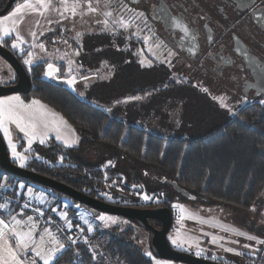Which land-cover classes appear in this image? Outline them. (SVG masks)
Returning <instances> with one entry per match:
<instances>
[{
	"label": "rangeland",
	"instance_id": "rangeland-1",
	"mask_svg": "<svg viewBox=\"0 0 264 264\" xmlns=\"http://www.w3.org/2000/svg\"><path fill=\"white\" fill-rule=\"evenodd\" d=\"M45 2L49 5L47 10L39 8L37 4V11L25 9L23 13L11 17L15 9L24 3V0L15 2L6 15L0 16V21H3L4 26L13 29L11 35L4 37L0 44L8 43L9 49L18 56L25 54L23 64L26 68L38 63H46L43 79L63 85L79 98L86 100L87 94L83 90V86H88V84L79 83L77 77L91 72L101 74L109 69L107 67L115 66L116 69L115 63L122 61L116 60L115 57L109 61L105 60L101 57L105 55V52L83 51L84 46H90L92 41L96 45H102L101 36L108 35L110 37L109 35L116 31L121 32L119 34L121 37L137 41V44L134 43L136 45L132 47V51L121 52L117 56L125 55L127 60L136 61L140 68L149 69L152 65H157L162 67L163 74L167 75L163 87L165 91L158 98L148 91L144 97L127 96L123 100L112 102V107L128 106L129 113L133 112L131 116L134 113L136 115V106L141 107L138 110L141 111L144 118L131 122L132 125L141 127L166 140L180 138L189 141L204 138L208 133L224 126L236 116L239 110L246 106H264V97L255 102H249L230 94L225 86L207 83L197 76L183 75L178 70L173 54L161 47L162 44L154 40L151 34L139 24L140 17L134 15L136 16L135 21H131V15L126 12L124 7H118L115 0H45ZM32 3H36V0H32ZM41 12L43 14H40ZM8 17L11 19H5ZM13 20L22 22L14 26ZM17 34L23 43L16 41ZM113 42L110 37L107 44H114ZM13 43H17L19 46L13 48ZM25 50H28V54ZM94 55H100V58L95 61ZM25 60H30L31 63L25 64ZM49 65H52L54 69L50 76L46 75L49 72ZM83 65L92 68L84 71ZM181 67L183 68V65ZM182 71L184 72L185 69ZM108 77V75L100 77L99 83H95L93 86L101 84ZM70 80L73 81L71 84L68 82ZM14 81L13 70L0 57V86L13 85ZM122 92L121 89L115 90L111 94V98L120 96ZM12 96H19L25 104H31L33 100H37L32 97L25 98L20 94L8 95L0 97V99ZM152 96L154 99L149 102ZM40 103L45 106V111L48 113L47 120L56 121L59 127V138L56 127L50 125L46 135L42 131V134L29 144V138L15 124H8L11 143L15 145L16 153L24 157V167H21L20 161L13 157V150L9 147V140L5 138L3 131H0V136L4 141L10 161L17 167L25 168L32 160H42L39 151H42L43 148L57 145L64 151L80 146L82 140L80 134L64 119L67 124H59L58 118L61 116L41 101ZM92 103L106 111H111V108L107 109L108 107L102 103L94 101ZM135 103L139 105L129 107ZM148 103L149 107L146 106ZM51 113L56 115L52 116ZM41 139H43V143L40 142ZM65 141L68 143L66 144ZM116 153V150L104 145L82 146L80 149L79 157L87 164H96L106 160L104 169L118 170L117 175L122 181L120 185L127 188L124 191L118 187V183H113L111 193L125 196L124 200L115 198L111 194H104V199L112 203L119 202L137 206L161 204L162 197L148 196L145 194V189L162 187L163 181H160L162 176L155 171L142 172L140 168L134 169L129 161L120 157L112 160ZM60 158L61 156H59ZM136 176H139L138 179H141L144 185L134 184L137 181ZM0 178V189L9 197L15 191V196H24L23 200H28L29 196L35 193L41 198L48 199L53 206L52 211L56 218H62V216L58 217V204H61V201L65 205H71L68 206L71 211L70 217L75 219L76 222L73 223H76L81 232L82 242L90 249L96 263L105 256L104 248L114 238L124 237L141 252L149 253L150 234L138 227L137 224H133L132 221L104 213H90L68 198L58 196L44 187L26 184L17 178L9 177L1 170ZM261 198L260 204L247 212L227 207L206 206L191 201H176L171 205V211L178 212L180 220L175 223L176 230L167 234V241L175 251L200 256L207 260L220 261L225 264H254L259 257L258 254L264 259V243H261L264 241V195ZM5 209L13 212L12 209ZM61 212L63 211L61 210ZM64 213L69 214L68 210ZM101 216L109 219L101 220ZM59 222L65 224L61 220ZM238 233H243V235ZM248 236L255 237V239L249 240ZM198 252L200 255H197ZM150 259L152 264H180L155 257H150ZM104 261L105 264L109 262L106 256Z\"/></svg>",
	"mask_w": 264,
	"mask_h": 264
},
{
	"label": "trees",
	"instance_id": "trees-1",
	"mask_svg": "<svg viewBox=\"0 0 264 264\" xmlns=\"http://www.w3.org/2000/svg\"><path fill=\"white\" fill-rule=\"evenodd\" d=\"M7 1L0 0V10ZM18 1L20 0H16ZM120 33L116 31L109 35L114 44H107L110 37L105 35L101 36L102 45H96L92 41L90 46H84L83 51L105 52V55L101 56L105 60L109 61L115 57L116 60L122 61L115 63L116 69L115 66L106 65L112 70L110 73H114L101 84L84 89L87 94L86 100L79 98L63 85L43 79L46 63L26 68L23 64L25 54L18 56L12 52L25 68L31 81V91L22 96L32 97L44 103L66 120L82 138L78 148L64 151L57 145L43 148L39 151L42 160L30 161L25 169L104 202H108L104 199V194H111L124 200L125 196L111 193L113 183H118L119 188L127 190L125 186L120 185L122 181L117 175L118 170L104 169L106 160L87 164L79 157L82 146L104 145L117 151L112 160L120 157L129 161L134 169L140 168L142 172L155 171L162 176L160 180L163 181L162 187L146 188L145 194L162 197L159 205L170 210L176 201H191L243 212L257 207L264 195V106H246L224 126L208 133L204 138L189 141L180 138L166 140L132 125L131 122L144 118L138 110L141 107L136 106V115L134 113L131 116L133 112L129 113L128 106L120 105L114 108L111 106L112 102L123 100L127 96L144 97L148 91L158 98L165 91L163 87L167 74H163L162 67L157 65H152L149 69L140 68L136 61L127 60L125 55L117 56L118 53L133 50L132 47L127 48V45L137 44V41L121 37ZM3 46L10 50L8 43ZM94 56L95 61L100 58V55ZM83 67L84 71L92 68L85 65ZM118 89L123 90L121 95L111 98V94ZM153 97L149 102H152ZM93 101L102 103L108 107L107 109L111 108V111L95 106ZM134 105L139 104H131L129 107ZM148 105L149 103L146 106ZM138 177H135L137 178L135 185L143 183ZM18 180L30 184L26 180ZM174 185L186 192L188 197L176 192ZM51 192L65 198L61 194ZM15 195L16 192L13 191L10 196L19 201L23 200L22 195L18 197ZM113 204L134 208L159 206H137L119 202ZM68 212L70 215V209ZM73 224L77 227L72 221ZM133 224L136 225L135 222ZM154 225L157 226L155 223ZM79 249L82 253V260L79 263L73 262L72 251L65 250L52 264H105V256L108 258V264H152L150 257H154L150 251V244L149 253L145 254L124 237L111 239L104 248L105 256L101 257L98 263L93 259L92 252L85 243L82 242ZM254 264H264V259L259 256Z\"/></svg>",
	"mask_w": 264,
	"mask_h": 264
},
{
	"label": "flooded vegetation",
	"instance_id": "flooded-vegetation-1",
	"mask_svg": "<svg viewBox=\"0 0 264 264\" xmlns=\"http://www.w3.org/2000/svg\"><path fill=\"white\" fill-rule=\"evenodd\" d=\"M115 1L131 21L140 17L139 24L173 54L183 75L225 86L249 102L264 97V29L255 21L264 0Z\"/></svg>",
	"mask_w": 264,
	"mask_h": 264
},
{
	"label": "water",
	"instance_id": "water-1",
	"mask_svg": "<svg viewBox=\"0 0 264 264\" xmlns=\"http://www.w3.org/2000/svg\"><path fill=\"white\" fill-rule=\"evenodd\" d=\"M235 2H245V0H233ZM16 0H8L0 16L6 15L14 5ZM255 21L264 29V9L255 12ZM0 57L8 63L13 70L16 81L10 86H0V97L20 94L27 95L31 91L30 78L13 53L0 44ZM264 92V91H263ZM0 169L3 173L9 174L18 179L26 180L30 184L38 185L63 195L65 198L76 202L84 207L88 212L104 213L118 216L135 222L139 227L150 234V251L156 259L167 260L180 264H225L220 261H211L191 254H186L173 250L168 241L167 234L171 231L172 213L164 206L154 208H134L124 205H116L92 198L86 194L76 191L64 184L52 179L35 174L25 168L14 165L8 156L4 141L0 136ZM175 191L183 197H188L187 193L173 186ZM154 223L157 225L155 226Z\"/></svg>",
	"mask_w": 264,
	"mask_h": 264
},
{
	"label": "snow or ice",
	"instance_id": "snow-or-ice-1",
	"mask_svg": "<svg viewBox=\"0 0 264 264\" xmlns=\"http://www.w3.org/2000/svg\"><path fill=\"white\" fill-rule=\"evenodd\" d=\"M37 4L39 8L47 10L48 3L45 0H36V3H32V0H24V3L19 5L15 11L11 14V17H15L18 13H23L25 9L30 11H37ZM40 14H43L42 12ZM74 14V12H73ZM110 15V13H108ZM11 17L5 19H11ZM22 21L13 20L12 23L15 26L17 23ZM13 29H10L4 26L3 21H0V41H3L4 37L11 35ZM34 35V34H33ZM16 41L23 43L21 37L17 34L15 37ZM19 45L17 43H13L12 47L17 48ZM43 47V45H41ZM25 64H30V60H25ZM49 72L46 75L53 74V66L49 65ZM71 84L73 81H68ZM33 106H38L34 108ZM48 113L45 111V106L40 103L38 100H33L31 104H25L23 100L19 96H12L4 99H0V131H3L5 138L9 140V147L13 150V157L20 161V166L24 167V157L16 153L15 145L11 143L10 133L7 127L8 124H15V126L24 133L26 137H28V143L31 144L32 140L37 136L42 134L46 135L47 130L50 125L56 127V131L59 138V127L56 121H48L47 120ZM52 116H55V113H51ZM59 124L66 125L67 122L63 120V118H58ZM43 143V139L40 141ZM67 144L68 141H65ZM148 199V197H145ZM4 207L0 205V208ZM66 214H62V218H64ZM15 219V218H14ZM31 219V217H29ZM101 220L109 219L107 217L101 216ZM115 222V221H113ZM16 224L19 225L20 221L16 220ZM9 226L3 221L0 220V241L3 242L2 249H0V264H23V258L20 256V252L27 253L29 250L35 251V255L40 257L43 260V264H51V260L54 258L56 249L49 250L45 252L42 248L44 243V238H40V244H37L35 249H30V245L33 244V233L32 231L28 232H18L15 229H11L12 238L15 240V247L9 243L6 233L4 229H7ZM35 228V224L32 225ZM91 230V229H89ZM227 231V229H225ZM239 235H243V233H238ZM50 236L51 233H48ZM247 239L253 240L255 237L248 236ZM175 243V241H173ZM261 243H264L262 241ZM59 248H63V245H59ZM230 251V250H229ZM197 255H200L198 252ZM239 255V253H237ZM35 264V261L32 262Z\"/></svg>",
	"mask_w": 264,
	"mask_h": 264
},
{
	"label": "crops",
	"instance_id": "crops-1",
	"mask_svg": "<svg viewBox=\"0 0 264 264\" xmlns=\"http://www.w3.org/2000/svg\"><path fill=\"white\" fill-rule=\"evenodd\" d=\"M25 51H27V54H28V50H25ZM25 51H23V52H25ZM104 75L109 76L110 70L107 69L106 72H102L101 74H98L97 72H91V73H87L86 75H80L77 77V80L79 81V83L81 82V84H83V83H84V85H85V83L88 84V86H83V90H84L86 88L93 86L95 83H99V78L104 76ZM103 110H105V109H103ZM22 197H24V196H22ZM29 197L37 200L41 204L48 206L51 213L54 215V212L52 211L53 206L48 199H45L44 197L41 198L36 193L29 196ZM58 205H59V208H58L59 209V211H58L59 216L58 217H61L63 212H67V210L69 208L68 206H71V205L63 204L62 201H61V204H58ZM61 210L63 212H61ZM64 214H66V216L64 218H61V219L58 218V220H61L62 222H65V223L75 221V219L70 217V215L68 213H64ZM29 217H31V215H29V214L14 213V212L7 211L5 208H0V220H3L9 226L7 229H4L9 243L12 244L13 247H15V240L12 238L11 229H15L18 232L32 231L34 242H33V244L30 245V249H35L36 245L40 244V238L41 237L44 238V243L42 245V248L45 252L52 250V249H56L54 258L51 260V264H52L55 261V259L60 254H62L63 249L59 248V245L57 243H55L49 237V235L44 230H42L40 227L35 225V228H33L32 225L35 223L33 222L32 217H31V219H29ZM16 220L20 221L19 225L16 224ZM2 246H3V242L0 241V249H2ZM0 254H2V252H0ZM20 256L23 258V264H32L33 261H35V264H43V260L40 257H37L35 255V251L29 250L27 253L20 252ZM257 256H261V255L258 254Z\"/></svg>",
	"mask_w": 264,
	"mask_h": 264
},
{
	"label": "built area",
	"instance_id": "built-area-1",
	"mask_svg": "<svg viewBox=\"0 0 264 264\" xmlns=\"http://www.w3.org/2000/svg\"><path fill=\"white\" fill-rule=\"evenodd\" d=\"M0 205H3L8 210H15L16 213L29 214L32 217L36 226L40 227L58 245H63V251L70 250L73 253V262L79 263L82 260V253L79 249V245L82 243L81 232L79 229L72 225V222L65 224L59 222L50 211L49 207L39 203L35 199H28L19 201L13 199L5 194L0 189ZM2 207V208H4ZM172 213V225L171 231L176 230V221L180 220L178 212L171 211ZM196 256V255H195ZM200 257V256H197ZM206 259V258H203Z\"/></svg>",
	"mask_w": 264,
	"mask_h": 264
}]
</instances>
